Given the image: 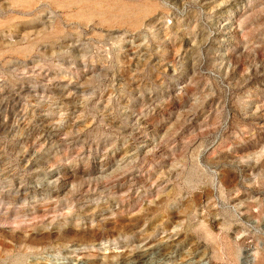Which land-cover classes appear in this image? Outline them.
<instances>
[{
	"label": "rangeland",
	"instance_id": "1",
	"mask_svg": "<svg viewBox=\"0 0 264 264\" xmlns=\"http://www.w3.org/2000/svg\"><path fill=\"white\" fill-rule=\"evenodd\" d=\"M0 264H264V0H0Z\"/></svg>",
	"mask_w": 264,
	"mask_h": 264
}]
</instances>
